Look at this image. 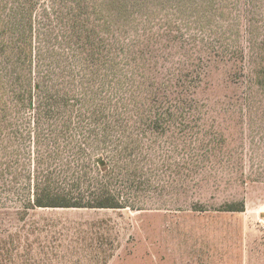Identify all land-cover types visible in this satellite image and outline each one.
Masks as SVG:
<instances>
[{"label":"trees","instance_id":"1","mask_svg":"<svg viewBox=\"0 0 264 264\" xmlns=\"http://www.w3.org/2000/svg\"><path fill=\"white\" fill-rule=\"evenodd\" d=\"M218 8L0 0V214L23 226L42 209L141 211L200 163L230 160L195 96L214 65L264 143V113L252 121L264 106V21ZM235 204L223 210H244ZM16 228L1 242L7 260Z\"/></svg>","mask_w":264,"mask_h":264},{"label":"rangeland","instance_id":"2","mask_svg":"<svg viewBox=\"0 0 264 264\" xmlns=\"http://www.w3.org/2000/svg\"><path fill=\"white\" fill-rule=\"evenodd\" d=\"M194 1L214 2L221 16L264 21V0ZM235 92L226 67L214 65L195 95L230 160L200 163L141 211L42 209L23 226L14 214H0V264H264V143L237 110ZM263 113L264 106L252 121ZM235 203L244 210H223ZM15 228L21 239L7 260L1 242Z\"/></svg>","mask_w":264,"mask_h":264}]
</instances>
